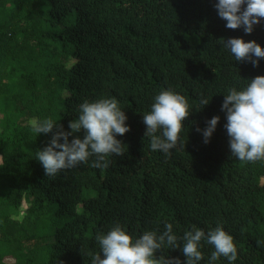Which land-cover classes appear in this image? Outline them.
I'll use <instances>...</instances> for the list:
<instances>
[{"label":"trees","instance_id":"obj_1","mask_svg":"<svg viewBox=\"0 0 264 264\" xmlns=\"http://www.w3.org/2000/svg\"><path fill=\"white\" fill-rule=\"evenodd\" d=\"M216 2L0 0V264H91L98 232L120 223L139 236L165 222L178 236L219 222L234 237L235 264H264V159L231 156L221 110L227 89L264 75V58L237 62L222 40L264 47V18L250 34L230 29ZM165 88L191 106L170 155L151 150L143 122ZM104 96L128 117L130 130L117 135L123 154L108 156L107 168L93 167V156L47 176L35 152L52 133H34L31 119L53 116L70 131L79 105ZM213 116L205 143L197 129ZM202 243L207 264L214 248ZM156 255L185 259L179 249Z\"/></svg>","mask_w":264,"mask_h":264},{"label":"clouds","instance_id":"obj_2","mask_svg":"<svg viewBox=\"0 0 264 264\" xmlns=\"http://www.w3.org/2000/svg\"><path fill=\"white\" fill-rule=\"evenodd\" d=\"M214 7L219 17L227 22V28L243 27L248 34L264 18V0H217ZM222 44L237 62L247 60L259 66L260 58H264V47L255 40L232 37L222 40ZM246 81L240 88L227 89L221 110L226 115L224 127L229 136L231 156L240 161H255L264 159V75ZM209 101L201 98L200 104L205 106ZM190 107L188 99L174 89H161L154 95L150 110L143 113L145 136L150 139L152 151L171 154L181 139L183 121L189 116ZM127 119L115 96L84 100L78 107V116L69 121L70 131L64 130L53 116L33 118L30 128L34 133H52L50 142L36 150V159L49 177L88 163L93 156V167L107 168L108 156L123 154L124 144L117 135L130 130ZM219 120V116H213L204 129H197L202 131L205 143L210 142ZM82 130L83 138L75 135ZM173 228L172 222H165L163 231L144 230L139 236H133L120 223H115L107 232L96 234L99 252L89 253L91 264H201L205 258L202 241L214 248L207 264H215L220 257L226 258L228 264H235L238 259L234 237L219 222L207 232L192 225L182 236ZM163 248L179 249L185 259L157 257L156 253Z\"/></svg>","mask_w":264,"mask_h":264}]
</instances>
